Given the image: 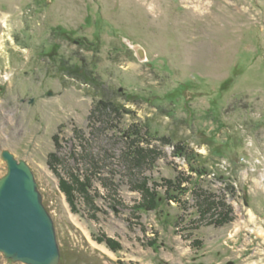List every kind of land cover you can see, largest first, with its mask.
Returning a JSON list of instances; mask_svg holds the SVG:
<instances>
[{"label": "rangeland", "instance_id": "1", "mask_svg": "<svg viewBox=\"0 0 264 264\" xmlns=\"http://www.w3.org/2000/svg\"><path fill=\"white\" fill-rule=\"evenodd\" d=\"M101 99L118 111L90 119ZM5 149L34 173L59 264H264V0H0V178ZM78 174L87 194L68 200ZM143 179L157 209H136ZM203 192L229 223L199 213Z\"/></svg>", "mask_w": 264, "mask_h": 264}, {"label": "water", "instance_id": "2", "mask_svg": "<svg viewBox=\"0 0 264 264\" xmlns=\"http://www.w3.org/2000/svg\"><path fill=\"white\" fill-rule=\"evenodd\" d=\"M1 156L7 171L0 178V253L23 264H59L54 222L32 169L9 150Z\"/></svg>", "mask_w": 264, "mask_h": 264}, {"label": "trees", "instance_id": "3", "mask_svg": "<svg viewBox=\"0 0 264 264\" xmlns=\"http://www.w3.org/2000/svg\"><path fill=\"white\" fill-rule=\"evenodd\" d=\"M59 30H61V29H59ZM52 53H54V50H53V52L49 53V55H51V57H52ZM53 56H55V53ZM53 58L55 59V57H53ZM61 68H62V72H64L65 74L69 75L72 78L81 79L84 81V83H87V84L92 83L90 79L86 78L85 72L81 74L82 70H81V67L78 65L67 66L65 63H63ZM227 81L228 80H226L225 82H227ZM99 94H100V92H99ZM108 111H116L117 112L118 109H116V107L112 103L101 99L93 107V109L91 111L90 119L92 117L93 118L96 117L97 119H99V116L106 115V113ZM96 114H97V116H95ZM125 134H126V136H125L126 139H131V141L127 145L128 151H126L128 159H130V162L133 164V166L141 167L143 164L146 163V161H148V159L150 157H152V155H151V154H153L152 150L138 146L139 143H141V141H138L134 138L135 135L138 134V131L134 130L131 133L125 132ZM56 138H57V136H55L53 138L54 143H55V147L59 146V144H57ZM175 154L177 156L184 157V159H186L190 171L196 172L198 174V178H199V176H202L204 173H206V171L203 167L201 169H198L192 165L191 161L194 159L193 158L195 156L194 152L187 153V150L184 148V146L176 145L175 146ZM53 157H55L54 154L49 155V160H50L49 164L52 163L51 160L53 159ZM152 161H153V157H152ZM71 180L72 181H68V179L60 178V188L64 192V194L66 195L67 199L73 200L74 199L73 194H75L76 191H77V193H79L80 195H83L85 197L87 194L86 188L88 189L89 185L87 182L84 184L82 180H87L89 182V179L84 178L83 175H81V174L79 176V174H78V176L73 175ZM146 180L147 179H143L142 183L138 186V190H140L141 195L143 197V202L140 203L136 207V209H138V210H140V209H145V210L157 209L158 206H160V204L163 201V198L160 197L159 194L154 189H150L147 186ZM177 181H178L177 182L178 185L176 186V188L172 192H170V191L168 192L169 187L166 191V194L168 195V198H169L168 200H177V196L175 194H173L175 191H179L180 194H183L184 191L186 190L185 187H182V188L180 187L181 181H184V180H177ZM165 183L168 186H170V188H172V187H174L175 181L165 180ZM198 211L201 215H204L206 213H210L211 220L209 223L213 224L215 226L225 225V224L229 223V221L231 220V216H230L231 208L228 207L223 200L217 199L215 197V195H211V194L206 195V193L203 192V196H201V202H200V206L198 207Z\"/></svg>", "mask_w": 264, "mask_h": 264}, {"label": "built area", "instance_id": "4", "mask_svg": "<svg viewBox=\"0 0 264 264\" xmlns=\"http://www.w3.org/2000/svg\"><path fill=\"white\" fill-rule=\"evenodd\" d=\"M236 213H237L238 215H240V210H239L238 208H236ZM238 220H239L238 222H239V224L241 225V227H242V226H245V227L249 226V225H242V224H243V221H244V220H242V218H240V219H238ZM245 227H244V228H245ZM232 240H233V238H230V241H232Z\"/></svg>", "mask_w": 264, "mask_h": 264}, {"label": "bare ground", "instance_id": "5", "mask_svg": "<svg viewBox=\"0 0 264 264\" xmlns=\"http://www.w3.org/2000/svg\"><path fill=\"white\" fill-rule=\"evenodd\" d=\"M103 250H104V248H102ZM105 251H106V249H105Z\"/></svg>", "mask_w": 264, "mask_h": 264}]
</instances>
